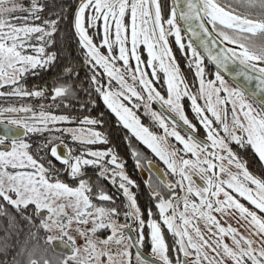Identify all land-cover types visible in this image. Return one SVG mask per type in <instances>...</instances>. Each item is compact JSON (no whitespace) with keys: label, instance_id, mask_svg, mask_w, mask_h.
Segmentation results:
<instances>
[{"label":"snow or ice","instance_id":"1","mask_svg":"<svg viewBox=\"0 0 264 264\" xmlns=\"http://www.w3.org/2000/svg\"><path fill=\"white\" fill-rule=\"evenodd\" d=\"M0 218V264H264V0H0Z\"/></svg>","mask_w":264,"mask_h":264},{"label":"flooded vegetation","instance_id":"2","mask_svg":"<svg viewBox=\"0 0 264 264\" xmlns=\"http://www.w3.org/2000/svg\"><path fill=\"white\" fill-rule=\"evenodd\" d=\"M169 2L171 3V0H169ZM185 40H187V37H185ZM65 54H69L68 50H66V53ZM227 79V78H226ZM228 82L230 84H232L233 82H231L229 79H228ZM235 86V85H233ZM154 107L158 108L159 106L158 105H155ZM101 110H104L103 107L101 106ZM106 118V117H105ZM115 123V122H114ZM144 123L147 125L149 124L150 122L145 120ZM154 131H156L158 134H161L162 135V130H160L159 128H155L153 129ZM18 131L22 132L23 130L22 129H18ZM172 141L174 142L175 144V141L172 139ZM113 143L115 145H117V142H114ZM118 146V145H117ZM119 147V146H118ZM121 152V151H120ZM126 153V152H125ZM125 153H122V155H124ZM145 154L148 156L149 155V152H145ZM241 155L244 156L247 160H249L251 163H252V166L253 168H256L257 170H259L260 166L259 164L256 162V158L253 156L252 152L250 150L248 151H245V150H241ZM149 159L152 160V166H151V172L156 174V175H162L165 173V167L163 166L162 162H160L159 160H155V157H149ZM133 163H134V158H129L127 159V166H128V171L129 173L131 174V176L133 178H136V177H139L140 179H143L145 176H147L149 174V169H148V163H147V160L143 161L144 163V169L143 171L140 169V168H135L133 169ZM155 163L158 164L160 166V168L162 169V171H160L159 168H157L155 166ZM94 178V177H93ZM70 180V178H69ZM138 193H139V201L141 203V205L143 206V204L147 201L148 199V194L144 191V186H142L140 189H137L136 190ZM113 192H114V189H113ZM118 195V194H117ZM117 203H119V197L117 199ZM222 223H231L233 227L237 226L236 225V221L235 220H228L227 217L224 218L222 221ZM121 223H123V221H121ZM44 235H47L44 233ZM51 235L53 236H56L54 235V233L52 232ZM56 237H59L58 235ZM66 249V248H65ZM67 252H68V249H66ZM145 251H147V249H145ZM65 252V253H67Z\"/></svg>","mask_w":264,"mask_h":264},{"label":"trees","instance_id":"3","mask_svg":"<svg viewBox=\"0 0 264 264\" xmlns=\"http://www.w3.org/2000/svg\"><path fill=\"white\" fill-rule=\"evenodd\" d=\"M169 2V0H168ZM170 3V2H169ZM106 120L108 121L107 126H106V132H108L110 134V137L112 138V140L114 142H117V145L119 146V150L122 153H125L127 151V149L125 148L124 142L122 140V137L125 135V132L119 127V125H116L114 123V118L109 119L106 116ZM163 134V133H162ZM167 143L169 145H175L174 142L172 141V139H169L167 141ZM141 148L144 150V152H149V157H153V154H151V152L149 150H147L146 148H144V146L141 145ZM159 160L158 158H155V160ZM19 221V218H17ZM19 228V229H23V230H27L28 225L23 223V222H18L15 227L13 229H11V231L13 232V235L10 238L11 240H15L16 239V235H15V229ZM9 231V222L7 219L4 218H0V240H3L7 234V232ZM46 234V233H45ZM41 236H44V232L40 233ZM20 238L22 239L23 236L21 235ZM10 241H7L10 243ZM0 259H5V261L7 260V258L5 257H0Z\"/></svg>","mask_w":264,"mask_h":264},{"label":"water","instance_id":"4","mask_svg":"<svg viewBox=\"0 0 264 264\" xmlns=\"http://www.w3.org/2000/svg\"><path fill=\"white\" fill-rule=\"evenodd\" d=\"M181 23H183V22H181ZM226 78L229 79L232 82V80L227 75H226ZM155 166L157 168H159L160 171H162V169L160 168V166L158 164L155 163ZM57 250L58 251H62V252H67V250L65 248H63L61 245H59V243H57Z\"/></svg>","mask_w":264,"mask_h":264},{"label":"rangeland","instance_id":"5","mask_svg":"<svg viewBox=\"0 0 264 264\" xmlns=\"http://www.w3.org/2000/svg\"><path fill=\"white\" fill-rule=\"evenodd\" d=\"M218 218H219V217H218ZM225 218H226V217H225ZM53 233H54V235H56V236H57V235H58V236L60 235V233H59L58 231H53Z\"/></svg>","mask_w":264,"mask_h":264}]
</instances>
